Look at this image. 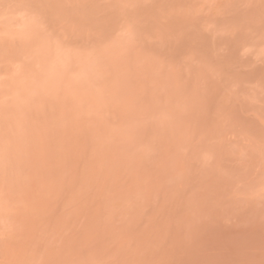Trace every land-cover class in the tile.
<instances>
[{
	"label": "rangeland",
	"instance_id": "rangeland-1",
	"mask_svg": "<svg viewBox=\"0 0 264 264\" xmlns=\"http://www.w3.org/2000/svg\"><path fill=\"white\" fill-rule=\"evenodd\" d=\"M0 264H264V0H0Z\"/></svg>",
	"mask_w": 264,
	"mask_h": 264
}]
</instances>
